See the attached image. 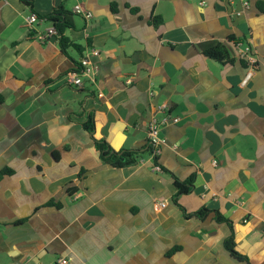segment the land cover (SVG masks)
I'll list each match as a JSON object with an SVG mask.
<instances>
[{
  "label": "crops",
  "instance_id": "obj_1",
  "mask_svg": "<svg viewBox=\"0 0 264 264\" xmlns=\"http://www.w3.org/2000/svg\"><path fill=\"white\" fill-rule=\"evenodd\" d=\"M27 1L0 0V171L11 170L0 179V264L38 254L40 264H246L224 246L227 224L173 203L172 175L195 177L180 200L187 213L218 210L238 252L264 264V0ZM59 6L92 14H75L66 31L82 53H64L52 33L45 16ZM231 36V64L198 49ZM90 50L92 78L68 85ZM88 114L116 151L145 147L156 120L168 173L147 155L104 164L82 125Z\"/></svg>",
  "mask_w": 264,
  "mask_h": 264
},
{
  "label": "trees",
  "instance_id": "obj_2",
  "mask_svg": "<svg viewBox=\"0 0 264 264\" xmlns=\"http://www.w3.org/2000/svg\"><path fill=\"white\" fill-rule=\"evenodd\" d=\"M25 4L31 5L30 1L22 0ZM257 7L260 12L264 13V2H258ZM115 10V9H114ZM74 16L75 14L67 9H65L63 6H59L54 8L47 16H45L46 20L51 23L54 29L55 37L58 41V45L60 49L66 53L68 49L73 48L76 49L79 53L83 52V49L80 45L74 43L70 38L66 35V31L69 29H73L75 27L74 25ZM150 23L154 26H158L162 23V19L159 17L152 18L150 20ZM235 43L237 42V39L235 37L231 36L228 39V42H220L217 40H209L206 42H203L198 45V49L200 52L205 56L208 57L216 62H219L221 64H231L234 62V58L231 57L230 49H229V43ZM243 63L245 61L241 59ZM246 64V63H245ZM80 63L77 64V68H79ZM257 67V64H254V68ZM0 103H2V100L0 98ZM84 129L89 133L90 137L92 138L95 148L99 154L100 160L107 165H110L114 168H125V167H133L138 165L142 157L145 155L149 156L153 162V165L159 166L161 172H167L160 163V152L161 147L158 149L155 148V146L148 141V144L139 149H121V150H114L108 142L104 139L97 138L95 136L96 132V126H95V120L93 115L88 114L85 121L83 122ZM11 174L10 169H4L0 171V179L4 175ZM174 186L176 188L175 194L173 195V203L179 207L184 215L186 217L195 216L199 219H206L208 216L213 215L214 220L217 223H225L228 225L230 233L227 236V238L224 241V246L226 250L229 252V254L237 259L238 261L245 262L246 264H249L248 258L241 253L238 252L236 246V237H235V231L233 227V223L230 219L225 218L218 210H212L208 208H202L199 211H196L194 213H187L186 209L182 206L180 203V200L183 196L189 194L195 185V177L192 176L188 179H180L174 175H172ZM76 190L70 189L69 194L70 196H73ZM48 205L54 206L55 204L53 202L48 203ZM59 208V205H55ZM20 223V222H18Z\"/></svg>",
  "mask_w": 264,
  "mask_h": 264
},
{
  "label": "built area",
  "instance_id": "obj_3",
  "mask_svg": "<svg viewBox=\"0 0 264 264\" xmlns=\"http://www.w3.org/2000/svg\"><path fill=\"white\" fill-rule=\"evenodd\" d=\"M234 1V0H233ZM242 4L244 8L248 9L249 8V3L246 2L245 0H242ZM203 4V3H202ZM74 14L80 15L85 19H90L92 17V14L86 10H84L81 7H76L74 9ZM237 15H241L240 12H237ZM38 20V17L35 14H32L28 19H27V26H32L36 21ZM52 33H54V30H52ZM96 52L94 50H90L88 55L84 58H82L80 62L79 68H77L74 72H71L68 74V85L74 86V87H81L83 85V78L84 77H89L92 78V75L94 73V68L93 65L90 61V56L95 54ZM240 57L245 60L251 67V71L255 70L254 64H256V59L254 52L251 48L250 45H246L240 50ZM251 77V72L250 74L247 75L246 79L243 81V84L246 83L247 79ZM161 111L165 110V107L162 105L159 107ZM148 138L149 141L155 146V148L158 149L160 148V124L156 120H151L148 124ZM160 152V150L158 151ZM154 170L160 171L159 166L154 165ZM66 260L64 258H60L57 261V264H65Z\"/></svg>",
  "mask_w": 264,
  "mask_h": 264
},
{
  "label": "water",
  "instance_id": "obj_4",
  "mask_svg": "<svg viewBox=\"0 0 264 264\" xmlns=\"http://www.w3.org/2000/svg\"><path fill=\"white\" fill-rule=\"evenodd\" d=\"M53 39H55V37H53ZM40 258H41V255L38 254L34 258H32L29 261H27L26 264H40ZM10 264H21V263L17 262V261H13Z\"/></svg>",
  "mask_w": 264,
  "mask_h": 264
}]
</instances>
